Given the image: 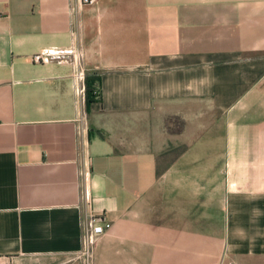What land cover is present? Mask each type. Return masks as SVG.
I'll list each match as a JSON object with an SVG mask.
<instances>
[{"label":"crops","instance_id":"0c3cea01","mask_svg":"<svg viewBox=\"0 0 264 264\" xmlns=\"http://www.w3.org/2000/svg\"><path fill=\"white\" fill-rule=\"evenodd\" d=\"M93 218V264H264V0H0V264Z\"/></svg>","mask_w":264,"mask_h":264},{"label":"built area","instance_id":"2783aa9c","mask_svg":"<svg viewBox=\"0 0 264 264\" xmlns=\"http://www.w3.org/2000/svg\"><path fill=\"white\" fill-rule=\"evenodd\" d=\"M96 0H84L85 3L92 4ZM35 61L39 62L43 58L42 56H36ZM112 227V225L109 222L101 223L98 219L93 218L89 222H86L85 224V244L86 247L84 248L81 256H85L86 263L85 264H93L91 260V254H90V246L95 244L98 238L105 233L106 230H109ZM80 257V256H79Z\"/></svg>","mask_w":264,"mask_h":264},{"label":"trees","instance_id":"16d2710c","mask_svg":"<svg viewBox=\"0 0 264 264\" xmlns=\"http://www.w3.org/2000/svg\"><path fill=\"white\" fill-rule=\"evenodd\" d=\"M99 80L98 77H86L85 84H86V105L89 110L91 104L95 101V87L94 84Z\"/></svg>","mask_w":264,"mask_h":264}]
</instances>
